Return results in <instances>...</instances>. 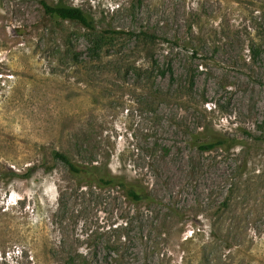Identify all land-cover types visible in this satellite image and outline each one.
Listing matches in <instances>:
<instances>
[{
    "label": "rangeland",
    "instance_id": "rangeland-1",
    "mask_svg": "<svg viewBox=\"0 0 264 264\" xmlns=\"http://www.w3.org/2000/svg\"><path fill=\"white\" fill-rule=\"evenodd\" d=\"M47 1L184 47L158 48L175 77L153 83L116 56L89 62L88 30L59 26L40 0H0V264H264V0ZM121 46L152 67L135 40ZM219 137L244 144L195 143ZM54 151L163 205L91 188Z\"/></svg>",
    "mask_w": 264,
    "mask_h": 264
},
{
    "label": "trees",
    "instance_id": "trees-1",
    "mask_svg": "<svg viewBox=\"0 0 264 264\" xmlns=\"http://www.w3.org/2000/svg\"><path fill=\"white\" fill-rule=\"evenodd\" d=\"M44 16L56 22L59 26L64 23H77L88 30L89 45L87 48L88 61H102L106 58L116 56L119 60L122 59L123 65L119 68L121 72L126 74L134 73L139 78L147 81H153L156 83L158 76L170 75L172 79L175 77V72L172 67V63L168 62L167 65L160 64V58L158 54V48L160 46H166L163 48L164 53L167 56L172 55L174 49L184 47L183 42L180 39H171L165 36H161L154 31H150L145 28L140 30H123L116 28H100L96 18L86 12L81 7L65 4V3H50L47 0H40ZM126 39H133L136 41L138 46L136 51H145L152 59V67L145 70L144 67L138 66L136 61L127 60L124 56L123 47L121 41ZM140 45V46H139ZM74 57L77 55L73 52ZM196 82V75L194 72H190L186 76L184 89L193 91ZM163 90L156 85L154 96L159 99L163 95ZM197 147L203 152H211L218 149L230 151L235 148L238 144H244L238 138L231 137H219L215 140L202 141L201 139L196 140ZM53 157L56 160L63 162L70 171L73 173L81 174L87 172V186L94 188H109L119 189L124 193V196L129 199L132 203L143 204L148 203L149 205L159 204V200L154 194L145 187L139 181H132L124 176L114 175L111 171H102L99 166L87 163V167L80 166L76 163L69 155L54 151ZM229 199H227L228 201ZM227 204V202L225 203ZM224 204V205H225ZM159 205H163L160 203Z\"/></svg>",
    "mask_w": 264,
    "mask_h": 264
}]
</instances>
